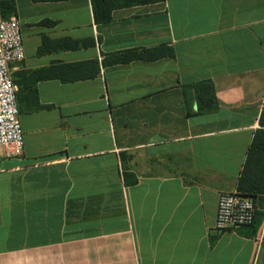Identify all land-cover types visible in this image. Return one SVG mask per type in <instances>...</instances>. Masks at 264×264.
<instances>
[{"label":"crops","instance_id":"0c3cea01","mask_svg":"<svg viewBox=\"0 0 264 264\" xmlns=\"http://www.w3.org/2000/svg\"><path fill=\"white\" fill-rule=\"evenodd\" d=\"M11 1L25 150L0 147V264H264V170L246 180L254 224L214 229L263 129L264 0L108 22L92 0Z\"/></svg>","mask_w":264,"mask_h":264},{"label":"built area","instance_id":"2783aa9c","mask_svg":"<svg viewBox=\"0 0 264 264\" xmlns=\"http://www.w3.org/2000/svg\"><path fill=\"white\" fill-rule=\"evenodd\" d=\"M25 59L21 24L17 18L3 19L0 13V147L8 157L24 154L25 139L20 120L18 88L14 84L9 65ZM257 204L253 197L240 191L220 194L214 229L225 232L252 226Z\"/></svg>","mask_w":264,"mask_h":264},{"label":"trees","instance_id":"16d2710c","mask_svg":"<svg viewBox=\"0 0 264 264\" xmlns=\"http://www.w3.org/2000/svg\"><path fill=\"white\" fill-rule=\"evenodd\" d=\"M162 0H92L94 5V11L96 19L100 22H108L111 20L112 11L119 6H132L155 3ZM15 11V5L11 0L0 1V13L3 19H8L7 13ZM212 104V97L208 98L207 107L210 108ZM263 129L259 130L253 143L250 147L248 159L245 167L244 176L241 183V190L244 195L253 197L256 199L254 191L247 190L246 180L248 179L252 170H264V114L260 121Z\"/></svg>","mask_w":264,"mask_h":264}]
</instances>
